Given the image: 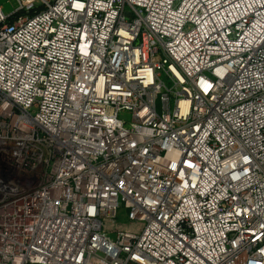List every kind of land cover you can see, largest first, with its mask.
Listing matches in <instances>:
<instances>
[{"label":"built area","instance_id":"2783aa9c","mask_svg":"<svg viewBox=\"0 0 264 264\" xmlns=\"http://www.w3.org/2000/svg\"><path fill=\"white\" fill-rule=\"evenodd\" d=\"M15 6L0 264H264V0Z\"/></svg>","mask_w":264,"mask_h":264},{"label":"rangeland","instance_id":"374dc122","mask_svg":"<svg viewBox=\"0 0 264 264\" xmlns=\"http://www.w3.org/2000/svg\"><path fill=\"white\" fill-rule=\"evenodd\" d=\"M0 6L2 7L3 12L6 15L12 14L13 12H15V9H16L15 0H0ZM121 118L125 120L126 122H130L131 114L127 112H123L121 114ZM105 223L108 228H112L113 232H115L117 228L134 226V225H131L129 222H127V220H125V218L121 216L117 220H107L105 221Z\"/></svg>","mask_w":264,"mask_h":264}]
</instances>
